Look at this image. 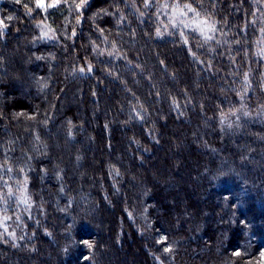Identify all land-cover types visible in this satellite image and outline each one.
<instances>
[{"label":"trees","instance_id":"obj_1","mask_svg":"<svg viewBox=\"0 0 264 264\" xmlns=\"http://www.w3.org/2000/svg\"><path fill=\"white\" fill-rule=\"evenodd\" d=\"M0 264H264V0H0Z\"/></svg>","mask_w":264,"mask_h":264},{"label":"rangeland","instance_id":"obj_2","mask_svg":"<svg viewBox=\"0 0 264 264\" xmlns=\"http://www.w3.org/2000/svg\"><path fill=\"white\" fill-rule=\"evenodd\" d=\"M163 9L164 10H167L166 12L169 11L168 14L165 17H166L167 20L169 19L170 22H172V23H175V21H176V22L182 24L183 18L184 17L188 18V16H189V14L187 13V11H184L182 9L173 8V7H171L170 10H168L166 8H163ZM133 11H135V10H133ZM161 12H165V11H161ZM201 21H203V20L202 19H199V20L192 21L193 23H195L194 29H197L198 31H200L202 33H208L210 31V27H208L206 25V23H200Z\"/></svg>","mask_w":264,"mask_h":264},{"label":"snow or ice","instance_id":"obj_3","mask_svg":"<svg viewBox=\"0 0 264 264\" xmlns=\"http://www.w3.org/2000/svg\"><path fill=\"white\" fill-rule=\"evenodd\" d=\"M38 6H41V7H42L43 5H42V3H41V4H39ZM188 10H189V11H192L193 9H191V8L189 7V9H188ZM200 23H206V22H204V21H201Z\"/></svg>","mask_w":264,"mask_h":264}]
</instances>
